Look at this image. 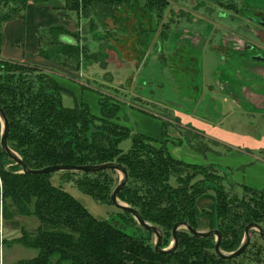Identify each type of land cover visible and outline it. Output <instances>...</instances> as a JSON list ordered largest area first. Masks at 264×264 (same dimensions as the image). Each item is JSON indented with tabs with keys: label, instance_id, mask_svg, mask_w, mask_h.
<instances>
[{
	"label": "trees",
	"instance_id": "1",
	"mask_svg": "<svg viewBox=\"0 0 264 264\" xmlns=\"http://www.w3.org/2000/svg\"><path fill=\"white\" fill-rule=\"evenodd\" d=\"M69 3L67 9L75 12L98 3L110 9L109 13L121 4L138 3L159 15L167 0H70ZM51 30L55 45L50 53L53 51L56 62L69 66L63 58L78 51L79 45L56 39L60 34L69 36L64 27L54 26ZM40 52L49 58L47 50ZM91 59L105 67L98 58ZM63 93L71 91L48 71L0 59V108L8 122L7 144L28 169L54 164L122 165L127 177L117 198L160 229L161 248L170 245L171 228L182 221L198 230H219V248L225 253L240 245L247 223H257L264 231V189L236 182L226 187L225 176L215 164L187 162L173 156L167 144L180 145L183 143L180 138L173 141L166 134L157 139L130 132L113 120L120 103L112 95L99 96L100 113L93 115L87 104L76 98L73 106L63 105ZM1 129L0 121V134ZM126 138L130 144L122 150L119 143ZM56 173L60 183L72 181L96 202L108 204L110 192L120 179L114 169ZM51 174L22 172L21 166L0 148L2 216L10 219L17 215L34 216L39 221L34 232L21 229L14 239L15 243L37 251L34 257L20 261L23 264H165L174 259L188 263L199 260L201 264H264V241L256 234L254 239V234L250 236L245 250L232 258H221L215 253L214 235L197 237L184 228L176 232L174 250L155 251L153 233L140 227L128 212L120 209L119 218L131 227V233L93 216L60 183L53 184Z\"/></svg>",
	"mask_w": 264,
	"mask_h": 264
},
{
	"label": "rangeland",
	"instance_id": "2",
	"mask_svg": "<svg viewBox=\"0 0 264 264\" xmlns=\"http://www.w3.org/2000/svg\"><path fill=\"white\" fill-rule=\"evenodd\" d=\"M35 1L38 4L44 2ZM46 1L58 3L57 0ZM69 1L64 5L70 21L77 25L78 19L86 18L85 23L81 20L83 25H79V30H76L78 25L73 32L66 29L72 42H80H76L78 51H72V54L63 58L69 64L67 69L70 72L66 73L59 67L63 66L62 63L55 61V54L53 51L50 53L53 46L46 49L50 63L58 66L53 68L68 77L62 79L58 77L59 73L48 71L59 84L71 91V94H62L63 105L73 106L76 98L87 104L91 114L98 115L99 96L112 95L120 103L113 120L125 125L130 132L157 139L164 134L173 139L194 136V141L190 139L192 145L175 147L168 142V150L173 156L187 162L215 164L219 173L225 176L223 182L226 187L230 182H236L264 189L261 188L264 186V109L259 105L257 108L261 109H251L252 106L242 103L238 107H230L232 102L218 101L210 94L218 88L221 79L233 76L235 79H244L247 71V62L239 64V57L230 58V55L219 49L225 29L238 32L240 39L252 44L255 52L264 57V31L261 36H255L253 31L256 27L241 19L239 14L244 12L248 15L257 10L263 12L264 0H167L159 15L147 11L138 3H132L131 6L121 4L112 13L98 3L75 12L67 9L70 7ZM17 2L21 5L24 1ZM225 3H232L234 8L225 6ZM128 10L134 15L128 16ZM236 12L237 15H234ZM209 25L214 27L212 31ZM146 26L149 28L143 31ZM201 31L205 32L202 44L196 52H192L198 55L199 76L196 81L194 77L191 80L192 71L187 67L189 50L181 43L189 44L191 38L186 33L198 34ZM195 41L191 39V43ZM145 42L152 44L145 46ZM241 54L248 61L247 56L251 55V51ZM91 57L98 58L105 63V67H100L99 62L92 61ZM92 63H96L92 65L93 68L87 67ZM196 86L199 87L201 99L192 102L186 97L190 95L189 90ZM172 121L179 128L171 124ZM192 124H198L199 127ZM244 135L245 139H240ZM129 144L130 139L126 138L119 143V147L126 150ZM59 179L56 172L50 176L53 184L60 183ZM60 184L93 216L109 220L131 233V227L119 218L120 208L112 203L96 202L90 195L81 192L72 181ZM237 190L240 191L239 188ZM14 217L6 224L11 227V233L5 234L4 246L10 245L21 234L19 227L22 223L15 221ZM25 224L28 228L22 226L21 229L34 232V226L39 221L31 216ZM255 236L254 233L252 238ZM27 250L30 248L24 247V251ZM31 251L36 252L35 249Z\"/></svg>",
	"mask_w": 264,
	"mask_h": 264
},
{
	"label": "crops",
	"instance_id": "3",
	"mask_svg": "<svg viewBox=\"0 0 264 264\" xmlns=\"http://www.w3.org/2000/svg\"><path fill=\"white\" fill-rule=\"evenodd\" d=\"M23 1L24 2L20 5L17 0H0V59L23 62L38 68L46 69L50 72L59 73L60 76L58 77L62 79L65 77L68 79L66 74L56 71L53 68L54 65L50 63L49 58L43 57L40 51L41 49L46 50L48 46L52 47L55 45L52 40V27L61 26L73 32L77 25L76 30L80 29L79 25H83V21L85 23L86 18L82 19L79 15L80 19H78V24L72 23L69 14L66 13V8H64L66 0H57L58 3L52 2L51 4L46 0L41 4L36 3L35 0ZM67 35L60 34L56 39H60L66 43H74L75 41H71V36L69 37ZM76 42L78 43L79 40ZM94 64L96 63H92L91 66L87 65V67L93 68L92 65L94 66ZM59 67L66 71V73L70 72L66 65ZM246 97L247 95H245L243 91L241 100L246 99ZM257 100L261 101L262 98L258 97ZM240 104L241 101L235 99L230 107L233 105L238 107ZM192 125L199 127L198 124ZM200 128L203 129L202 126ZM190 129L192 128L190 127ZM196 129L200 130L199 128ZM209 136L213 135H208V137ZM240 139H245V135ZM220 141L228 142L222 139H220ZM226 143L224 144L226 145ZM239 144L241 145V143ZM261 188H264V186ZM1 206L0 201V264H23L20 261L34 257L37 251L34 253L31 251L33 248H30V250L26 252L24 251L25 246L15 242L9 243L10 245L8 246H4L3 238H5V234L11 233V227H9V224H6L13 219L4 218L2 216ZM30 218L31 216L14 217L15 221L22 223L19 227L20 232L21 228H28L25 222H28ZM37 226L38 224L34 226L35 229ZM165 264H201V262L199 260H191L188 263L183 259H174Z\"/></svg>",
	"mask_w": 264,
	"mask_h": 264
},
{
	"label": "flooded vegetation",
	"instance_id": "4",
	"mask_svg": "<svg viewBox=\"0 0 264 264\" xmlns=\"http://www.w3.org/2000/svg\"><path fill=\"white\" fill-rule=\"evenodd\" d=\"M225 4H230L229 8H234V5L232 3H225ZM127 13L128 16H133L131 11H128ZM142 13L143 12H141V14ZM239 14L238 15L240 16L241 19H244V21H246L247 23H251L256 27V29L253 31V34L255 36L259 37L263 34L262 31H264V11L262 12L261 10H257L254 11L252 14H248L249 16L244 12L243 13L239 12ZM234 15H237V12ZM142 19L143 18H140V20ZM148 28L149 26H146L143 29V31L147 30ZM213 28L214 27L212 25H209L210 31H212ZM186 34L189 38L196 40L195 43L193 44L191 43V39H190L189 44L181 43L182 44L181 46L183 47L186 46L189 50L186 57L188 61L187 67H190V70L192 71V74L190 75L191 80H193L194 77V79L197 81L199 76V70L197 66L198 55L193 54L192 52L194 51L196 52L200 48V45L202 44V41L204 39L205 32L201 31L198 34L188 32ZM146 44H152V43L151 42L143 43V45L147 46ZM219 49H221L225 54L230 55V58L235 59L236 57H239V64L247 62L245 65L247 67V71H245L246 74L244 79L243 78L235 79V76L226 78L227 80L221 79L218 88L216 90H212L213 91L212 93L210 92L211 91L210 90L209 91L210 94L213 95V97L218 98V101L222 99V100H228L233 103L234 100L236 99L241 101V103L244 105L250 107L252 106L251 109L252 108L264 109V65L263 66L261 65L264 62V57L259 53L255 52V47L252 44H250L246 40L240 39V37L238 36V32H234L232 29H228V28L225 29V32L221 35L219 41ZM247 50L251 51V55L247 56L248 61H246L245 57H243L241 54V53L244 54V51ZM242 90L244 91V94L247 95V97L246 99L241 100L242 92H243ZM189 91H190L189 92L190 95L186 97L187 99H190L192 102L193 101L195 102V100L200 98V90L198 86L192 88V90ZM258 97H261L262 100L258 101L257 100ZM257 105H259V107L261 108H257ZM172 123L175 124L176 128H179L177 123H175L174 121H172L171 124ZM175 127L174 129L176 131ZM187 129L188 127L186 128V130ZM179 138L183 140V143L180 145H174L175 147L187 145V144L192 145L191 140L194 141L195 139L194 136L188 135L187 139L186 136L185 138L184 136H179L174 139L169 138V140L177 141ZM170 145L173 144L170 143Z\"/></svg>",
	"mask_w": 264,
	"mask_h": 264
},
{
	"label": "water",
	"instance_id": "5",
	"mask_svg": "<svg viewBox=\"0 0 264 264\" xmlns=\"http://www.w3.org/2000/svg\"><path fill=\"white\" fill-rule=\"evenodd\" d=\"M0 121L2 125L1 134H0V148L2 151L11 158L15 163L19 164L22 168V172H28V173H55L59 171H72V172H92V171H98L102 169H114L120 174V179L110 192V201L113 205H115L117 208H120L123 211L128 212L139 224L140 227L149 230L154 235V243H153V249L158 252H170L174 250L177 244V237L176 232L180 228L186 229L189 233H191L194 236L197 237H206L210 235H214V251L215 253L221 257V258H232L235 256L240 255L246 248L250 235L256 234L259 236V238L264 241V231L260 227L259 224L254 222H249L244 227L243 237L240 245L231 252L225 253L220 250L219 248V242L221 238L220 231L217 229H209V230H198L190 225H188L186 222H176L173 224L171 228V242L170 245L166 248H161V238L162 233L160 229L154 225L151 224L145 220H143L140 215L138 214L137 210L133 207L121 202L117 198V193L120 190V188L123 186L125 179L127 177V173L125 168L116 163V162H103V163H96V164H83V165H72V164H54V165H48L46 167L38 168V169H28L26 164L23 162V160L18 156L16 152H14L7 144V130H8V122L6 115L4 111L0 108Z\"/></svg>",
	"mask_w": 264,
	"mask_h": 264
}]
</instances>
